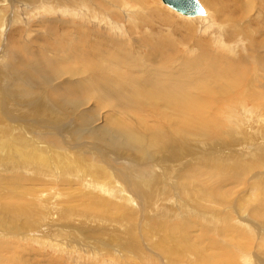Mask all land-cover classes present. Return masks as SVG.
Segmentation results:
<instances>
[{
    "label": "rangeland",
    "instance_id": "obj_1",
    "mask_svg": "<svg viewBox=\"0 0 264 264\" xmlns=\"http://www.w3.org/2000/svg\"><path fill=\"white\" fill-rule=\"evenodd\" d=\"M200 2L0 0V264H264V0Z\"/></svg>",
    "mask_w": 264,
    "mask_h": 264
},
{
    "label": "bare ground",
    "instance_id": "obj_2",
    "mask_svg": "<svg viewBox=\"0 0 264 264\" xmlns=\"http://www.w3.org/2000/svg\"><path fill=\"white\" fill-rule=\"evenodd\" d=\"M161 1V0H160ZM162 2V1H161ZM163 3V2H162ZM164 4V3H163ZM164 5H166V4H164ZM167 7H169L168 5H166ZM170 9H172L171 7H169ZM204 9H205V13L203 14V15H195V16H189V15H184V14H181V13H179V12H177L176 10H174V9H172V10H174L175 12H177V13H179V14H181V15H183V16H186V17H200V16H204V15H206V8L204 7ZM240 35V34H239ZM238 42H239V40H238ZM242 43V42H241ZM260 44V43H259ZM232 46H235V45H232ZM241 46V45H240ZM239 46V47H240ZM225 47H229V46H225ZM78 57V60H84L85 59V56L84 55H78L77 56ZM220 60V59H219ZM227 60V59H226ZM243 60H245V58H243ZM221 62V61H220ZM218 63V62H217ZM244 63V62H243ZM218 65V64H217ZM218 67H221V65L219 66L218 65ZM237 75H239L240 76V74H239V72L237 73ZM219 77V76H218ZM241 77V76H240ZM238 80L236 77L233 79V80ZM239 82H240V80H238ZM227 85H221V84H214V86L213 87H210V86H208V85H202V84H200V85H198V86H192V87H194L195 88V90L193 91V93L191 94V92L188 94V95H182V90L180 89V91H179V97L180 98H178L177 97V101L179 102H177L178 104H179V106H177V107H179V108H181L182 110H181V112H182V114H183V119H184V121H183V119L182 120H174L173 122H176V124H183L182 126H178L177 127V132H179L180 134H186V135H192V134H196V135H203L209 128H210V124H213V125H216L217 124V121H214V122H210V120L207 122L205 119H204V117H203V115H202V113L198 110V109H196V107H195V105L197 104L196 102H197V98L195 97V96H193V95H195L194 93H195V91L197 92H199V91H203V92H206V94H210V95H212V94H220V93H224V92H226V91H230L231 90V88L233 87V86H235L236 84H235V82H233V81H229L228 83H226ZM113 86L115 85L114 83L112 84ZM139 85V84H138ZM164 85H166L165 83H163V82H161V83H159V84H157V85H155V86H140V87H143V88H145V89H149V90H152V92H150L151 93V95H154V97H157L156 95H160V90H162V88H163V86ZM177 86H180L181 87V84H179V85H173V83L171 82V84L169 85V87H168V90L170 91V90H172V88H174V87H177ZM134 88V90H138V86H134L133 87ZM192 89V88H191ZM200 89V90H199ZM142 91V90H141ZM115 96H113L115 99H119L120 97H122L123 96V86H120L119 85V87H117V88H115ZM143 92V91H142ZM137 93H139L140 95H138L137 97H145V96H147L148 95V92L147 93H141L140 92V90L137 92ZM133 93H131L130 95H132ZM151 95H149V96H151ZM187 96H189L190 97V99H191V101H187V100H184L185 98H187ZM185 97V98H184ZM161 98V97H160ZM176 99V98H175ZM175 101V100H174ZM173 101V102H174ZM68 102H73V101H68L67 99H65V100H63V103L64 104H66V103H68ZM133 103V102H132ZM155 103V102H154ZM170 103H172V102H170ZM176 103V102H175ZM176 103V104H177ZM121 104V107H129V105L130 104H128V103H120ZM167 104V103H166ZM175 104V105H176ZM181 104V105H180ZM169 105V104H168ZM67 106H70V105H67ZM132 106H133V104H132ZM131 106V107H132ZM135 106V105H134ZM174 106V105H173ZM127 107V108H128ZM133 108V107H132ZM129 110V109H128ZM132 110V109H131ZM180 112V111H179ZM190 113H192V114H194L199 120H200V124H199V127L196 125L194 128H192V127H189L187 124H189V119H192V118H190ZM189 118V119H188ZM192 130H194V131H192ZM91 131V130H90ZM89 131V132H90ZM190 131H192V132H190ZM89 132H87V133H89ZM176 132V133H177ZM121 133H123V130H121ZM121 133L119 134H117V135H121ZM91 134V133H90ZM160 134V133H159ZM102 135H104V134H102ZM99 136H101V135H98V137ZM106 136V135H105ZM95 137V136H94ZM135 139V140H134ZM124 140H125V138H124ZM127 142H126V144L128 145L129 144V146L130 147H134V146H137L141 151H144L146 148H147V146H148V143L146 142V140L145 139H143L141 136H135V135H133V139H130L129 138V141L128 140H126ZM29 151H32V148H24V147H20L19 149H18V151H17V153H21V154H23V155H25V156H27L28 155V152ZM21 156V155H20ZM259 157L261 158L262 157V159H264V157L261 155V153L259 152V155H258V159H259ZM22 158V157H21ZM24 158V157H23ZM262 161V160H261ZM51 166L54 168L55 166H56V164H49V167H50V169H51ZM57 170V169H56ZM52 171H53V169H52ZM164 225V224H163ZM243 225V224H242ZM161 228H162V226H161ZM184 233V232H183ZM159 246V245H158ZM182 246V245H181ZM163 250V249H162ZM164 251V250H163ZM198 251V250H197ZM168 253V252H167ZM246 257L247 256H244L243 257V262H246L245 260H246Z\"/></svg>",
    "mask_w": 264,
    "mask_h": 264
},
{
    "label": "water",
    "instance_id": "obj_3",
    "mask_svg": "<svg viewBox=\"0 0 264 264\" xmlns=\"http://www.w3.org/2000/svg\"><path fill=\"white\" fill-rule=\"evenodd\" d=\"M164 4L168 5L177 12L195 16L203 15L205 13L204 6L200 0H161Z\"/></svg>",
    "mask_w": 264,
    "mask_h": 264
}]
</instances>
